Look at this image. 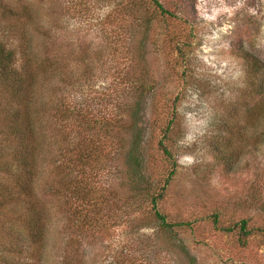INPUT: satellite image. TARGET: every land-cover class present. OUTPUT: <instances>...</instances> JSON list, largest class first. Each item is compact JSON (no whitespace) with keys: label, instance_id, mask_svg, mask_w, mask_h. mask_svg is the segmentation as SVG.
<instances>
[{"label":"rangeland","instance_id":"374dc122","mask_svg":"<svg viewBox=\"0 0 264 264\" xmlns=\"http://www.w3.org/2000/svg\"><path fill=\"white\" fill-rule=\"evenodd\" d=\"M159 2L173 15L152 0H0V47L40 78L34 185L48 218L41 240L19 237L23 262L264 264V0ZM7 89L0 76V107ZM133 103L144 181L121 152ZM15 176L0 170L7 212Z\"/></svg>","mask_w":264,"mask_h":264},{"label":"trees","instance_id":"16d2710c","mask_svg":"<svg viewBox=\"0 0 264 264\" xmlns=\"http://www.w3.org/2000/svg\"><path fill=\"white\" fill-rule=\"evenodd\" d=\"M152 1L160 12L170 16L173 15L171 11L162 6L159 0ZM22 64L24 65L16 67L15 52L12 49L5 50L2 46L0 47V76L4 84L8 87L7 90L10 96L15 97L12 101L13 104H8V107H0V116L3 122L5 117L7 118L5 123L2 122L3 124H0V140H7V142H0V144L5 145L8 149L10 148L4 151L3 148L0 147V170L6 174H16L14 182H16V185L20 186L19 193L13 198V200L19 201L15 210L7 212L3 209V204L0 203V211H5V219L9 221L6 228L0 230V264H27L26 261L23 262L21 260L23 250L17 248L19 247L17 244L18 239L21 235H26V237L34 243L41 240V238L44 237L48 218L45 205L39 200L34 185L38 179L36 161L37 155L41 153V138L38 136L34 125L32 101L36 84L40 78L35 62L29 57H27ZM46 78L47 76H45V80ZM261 91V86L260 89L255 90L256 93H260ZM57 104L58 108L59 106H63L64 110H61V114L62 117L67 118L66 116L72 112L70 107H67L59 101ZM21 107L23 108L21 109ZM139 113L138 104L133 103L130 112L126 114V120H120V123H117H119L118 126L133 133V136L126 141L127 149L121 151L124 165L130 169L129 175L138 173L143 177L142 181H144L146 176L142 172L145 161V153L142 145L143 139L141 133H135L138 127ZM8 117H10L9 120ZM129 118L131 121H129ZM108 131L111 135V127H108ZM2 134L4 135L3 137ZM87 143H89V141L82 140V143L80 144L79 142L76 147H87ZM160 145L163 153L169 156L167 148L162 145L161 142ZM4 152L11 158H7ZM5 188L6 187L2 185L0 193H2V190ZM9 193L8 191L4 194L7 196V199H10L8 196ZM159 198V193L151 194L153 205ZM156 213L160 220L165 221L163 215L158 211ZM212 220L216 223L217 216L215 215ZM165 225L171 226V224L168 223ZM233 227L234 226H229L221 228V230L230 232L234 230ZM19 231L22 232V234ZM238 232L240 236L245 237L250 234L251 230L246 228L245 220L240 221Z\"/></svg>","mask_w":264,"mask_h":264}]
</instances>
